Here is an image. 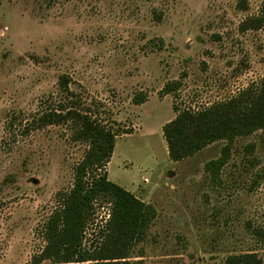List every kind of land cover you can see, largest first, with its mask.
Returning <instances> with one entry per match:
<instances>
[{
	"label": "rangeland",
	"instance_id": "obj_1",
	"mask_svg": "<svg viewBox=\"0 0 264 264\" xmlns=\"http://www.w3.org/2000/svg\"><path fill=\"white\" fill-rule=\"evenodd\" d=\"M263 1L171 0L155 21L148 4L126 0H0V264H31L42 250L56 193L72 187L87 149L66 122L24 128L62 104L61 76L118 133L108 180L156 210L128 264H228L245 253L264 264V128L179 161L162 134L187 108L244 98L252 112L264 81ZM252 18L261 28L242 29ZM225 145L213 178L205 163ZM109 210L94 201L85 252L97 250Z\"/></svg>",
	"mask_w": 264,
	"mask_h": 264
},
{
	"label": "trees",
	"instance_id": "obj_2",
	"mask_svg": "<svg viewBox=\"0 0 264 264\" xmlns=\"http://www.w3.org/2000/svg\"><path fill=\"white\" fill-rule=\"evenodd\" d=\"M170 1L126 0L125 3L132 10L148 4L153 19L160 21ZM261 26L260 20L252 18L243 23L242 29L257 30ZM156 45L160 47V44ZM59 85L66 93L62 104L34 113L24 128L30 123L34 124L31 127H43L66 122L73 138L86 143L87 149L74 168L72 187L56 193L57 206L41 227L45 245L33 255L31 264H40L44 260H52L54 264H128L129 254L144 240L156 210L108 180L105 166L118 133L92 117L83 108L81 98L70 96L65 76H61ZM169 90L171 88L167 87ZM135 97V104L143 102V96ZM244 102V98H232L201 110L177 111L175 117L162 127L169 159L179 161L214 141L225 140L228 144L237 135L264 128V81L250 114L242 111ZM228 156L229 146L225 145L218 158L205 163V170L215 178ZM96 200H106L110 210L100 231V244L92 254L83 250L82 239ZM227 263L260 264L261 259L253 253H245L229 256Z\"/></svg>",
	"mask_w": 264,
	"mask_h": 264
}]
</instances>
